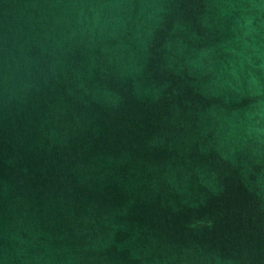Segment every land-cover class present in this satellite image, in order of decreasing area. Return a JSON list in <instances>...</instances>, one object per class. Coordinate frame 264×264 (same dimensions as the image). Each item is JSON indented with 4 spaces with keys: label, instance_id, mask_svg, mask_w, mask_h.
Returning a JSON list of instances; mask_svg holds the SVG:
<instances>
[{
    "label": "water",
    "instance_id": "obj_1",
    "mask_svg": "<svg viewBox=\"0 0 264 264\" xmlns=\"http://www.w3.org/2000/svg\"><path fill=\"white\" fill-rule=\"evenodd\" d=\"M0 264H264V0H0Z\"/></svg>",
    "mask_w": 264,
    "mask_h": 264
}]
</instances>
